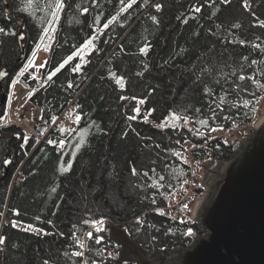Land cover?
Returning <instances> with one entry per match:
<instances>
[{"label":"trees","instance_id":"obj_1","mask_svg":"<svg viewBox=\"0 0 264 264\" xmlns=\"http://www.w3.org/2000/svg\"><path fill=\"white\" fill-rule=\"evenodd\" d=\"M49 2L0 0V72L10 70L5 93L38 45L49 53L39 82L21 79L40 111L25 146L17 127H0V264H117L98 254L112 249L108 232L95 228L106 220L161 263L168 248L205 232L159 209L181 186L182 143L191 140L218 160L230 159L239 143L214 140V129L252 122L264 97V0H135L126 11L132 0H64L51 25ZM46 28L54 31L45 35ZM92 37L96 50L76 59ZM73 99L80 117L74 131L51 128ZM4 118L0 108V125ZM8 150L16 160L10 168ZM200 156L208 155L203 149ZM19 163L22 178L10 188ZM98 237L105 241L97 243Z\"/></svg>","mask_w":264,"mask_h":264},{"label":"water","instance_id":"obj_2","mask_svg":"<svg viewBox=\"0 0 264 264\" xmlns=\"http://www.w3.org/2000/svg\"><path fill=\"white\" fill-rule=\"evenodd\" d=\"M23 42L20 28L21 62L26 59ZM9 72H0L4 73L0 76V108L7 102L2 83ZM8 154L5 161L9 162ZM209 173L208 191L197 212V222L208 234L197 238L189 250L170 249L172 262L164 264H264V121L230 159L214 162ZM108 226L110 242L120 246L117 264H158L124 230L111 223Z\"/></svg>","mask_w":264,"mask_h":264},{"label":"built area","instance_id":"obj_3","mask_svg":"<svg viewBox=\"0 0 264 264\" xmlns=\"http://www.w3.org/2000/svg\"><path fill=\"white\" fill-rule=\"evenodd\" d=\"M26 74H28L30 80H35L37 82L41 80V74L39 71L29 72V70L24 69L21 72H19L18 73L19 79H17L18 75L16 78H14L16 83L10 88L9 98L7 100V102H9L10 111H11L10 108H13L14 105H18L23 102V99L25 98L28 90L30 93V89L27 88L21 81L22 77ZM19 88H22L25 91V93L22 95V98L17 102H15L11 107V100L15 97V92L19 91ZM263 114H264V98H262L257 103L254 119L252 120V122L246 123L243 121H234L231 124V128L227 131H225L223 128H216L214 129L215 131L214 138L224 139L227 143L238 141L240 142L241 145L244 141L249 140L250 137L254 134L255 130L259 126L261 118L264 117ZM8 115H9L8 124L14 123L10 119V114ZM77 116L79 115L77 114L74 101H70L69 104L64 109V111L59 116H57L55 120L52 121L51 128H56L57 126H59L60 130L64 129V131L61 130L62 132L71 133L72 131H74L77 125L76 122ZM191 123L192 122H190V124ZM37 138H39L42 141V138H40V136H37ZM26 140L27 139H25L24 137L21 146L22 148L25 146ZM63 144L64 142L62 141L59 143V146L62 147ZM203 149L204 146H196L191 140H185L178 150L177 157L185 167V174L181 182V186L176 191L175 196L172 199H170L166 205L160 208L162 214L171 220H177V221L179 220L180 222L197 221L198 208L208 191L207 184L209 181V170L212 169V164L214 162H218L214 158L207 159L209 156H211V152H208L209 155L207 157H201L200 152ZM185 205H187V207H185ZM103 222H109V221L106 220ZM196 238L197 237H194V241L192 242L193 244L195 243ZM102 241L104 242L105 240ZM192 243L189 244L187 243L186 245H184V247L190 249L193 246ZM107 244L110 246H115L114 243L110 241H108ZM174 249L175 248H173V250ZM107 251L109 253L108 259L110 261L117 259V257L113 256L114 251L111 250H107Z\"/></svg>","mask_w":264,"mask_h":264},{"label":"rangeland","instance_id":"obj_4","mask_svg":"<svg viewBox=\"0 0 264 264\" xmlns=\"http://www.w3.org/2000/svg\"><path fill=\"white\" fill-rule=\"evenodd\" d=\"M131 3V5L133 4V2H130ZM129 7H125V9H124V11H126L127 9H128ZM20 30V29H19ZM94 41V40H93ZM24 43V42H23ZM85 45V44H84ZM39 46V47H38ZM37 46V48H35L34 49V51L32 52V54L30 55L31 57L29 58V60L25 63V65L22 67V69L19 71V72H21L22 70H24V69H27V70H29V72H38L40 69H42V68H44V66H45V61H42V60H40L39 61V59H37V60H35L36 59V55L39 53V52H43L44 54H45V52L48 54V52H47V50H45V49H43L40 45H38ZM79 50H80V54L79 55H77L76 56V59H82V58H84L85 56H87L91 51H93V50H96V48H95V46L93 45V42H92V45L91 46H89L88 48H83V46L81 47V48H79ZM35 52V56H33V53ZM39 56H41V55H39ZM47 59H48V57H47ZM47 61V60H46ZM18 75V74H17ZM17 75L15 76V78L17 77ZM24 76H28V74H26V75H24ZM23 76V77H24ZM22 77V78H23ZM17 79H19V75H18V78ZM16 79V80H17ZM13 81H15V80H13ZM13 81L11 82V84H10V86H9V89H8V94H7V100H8V98H9V93H10V88L13 86ZM28 90V89H27ZM17 94H19V95H21V97H22V94L23 93H20L19 91L17 92ZM28 94H29V90H28V92H27V94H26V96H25V98L23 99V102L22 103H20V104H18V105H14L13 106V108H10L11 109V111L9 110V102H6V105H5V107H4V113H5V118H4V122H3V124L2 125H0V127H6V126H10V125H13V126H15V127H17L19 130H20V132L23 134V137H25V139H28V138H30L31 137V135H32V133H33V128H34V124H35V121L36 120H38L39 119V117H40V111L36 108V107H32L31 106V104L29 105L27 102H28ZM73 101L75 102V99H73ZM12 107V106H11ZM138 111L140 112V111H142V103H140L139 104V109H138ZM26 112H28L29 114L31 113L32 114V117L33 116H36L35 118H33L32 119V124H33V128H32V131H31V133L30 134H26V132L25 131H23L22 130V128L18 125V124H16V123H11V124H8V117H9V115L8 114H10V116H11V113H13L14 115H15V117H16V120L18 119V120H22L24 117H28V115L26 116ZM264 115V114H263ZM262 115V116H263ZM147 116H148V114H147ZM13 122V121H12ZM148 122L153 126V127H157V123H155V122H153L151 119H149L148 118ZM61 133H63L62 131H61ZM15 136H18V135H15ZM212 136H213V139L214 140H216L215 138H214V136H215V131H213V133H212ZM18 138H19V136H18ZM18 138H16V139H18ZM212 139V140H213ZM220 140H224V139H220ZM225 141V140H224ZM226 142V141H225ZM236 142H238V141H236ZM227 143V142H226ZM232 143V142H231ZM231 143H227L228 145L229 144H231ZM239 143V147H240V142H238ZM26 144V143H25ZM78 145L80 146V143H78ZM77 145V146H78ZM21 146H22V144H21ZM22 148V147H21ZM204 149L206 150V153H207V155H209L208 154V152H211L208 148H205L204 147ZM238 150V149H237ZM9 151V150H8ZM212 154V153H211ZM6 156H7V154H6ZM8 156L9 157H11V160L8 162V163H5L6 164V167L7 168H10L11 167V165H12V163H14V162H16V160H14V154H13V152H11V153H9L8 154ZM73 152H70L69 153V155L66 157V160H67V162L68 161H71L72 159H73ZM210 158H214V159H216L218 162H226L227 160H218L217 158H215L213 155H211V156H209L207 159H210ZM22 165L23 164H18L17 166H16V168H14V172H13V176H12V181H11V186H10V188L12 187V186H14L15 184H18L19 182H20V180H21V178H22V176H21V168H22ZM212 170V169H211ZM210 177H211V174L209 173V179H210ZM209 182V181H208ZM208 185V184H207ZM94 191H96V189H94ZM207 194V193H206ZM160 209V208H159ZM179 221V220H178ZM108 223H111V221H109V222H102V223H100V224H98L97 226H95V228H98V230L100 229L101 231H106V232H108V234L110 233V229L109 228H107L108 227ZM196 223H198L197 221H196ZM13 224H15L16 226H15V228H17V229H20V230H31L34 234H37V235H42L43 234V232L41 231V230H39V229H30L28 226H26V225H23V224H20V223H17V222H14ZM12 224V225H13ZM112 224V226L113 227H115V228H120V227H118L117 225H115V224H113V223H111ZM199 224V223H198ZM200 225V224H199ZM201 226V225H200ZM202 227V226H201ZM122 230H124L125 231V229H123V228H121ZM202 229H204L203 227H202ZM205 230V229H204ZM126 232V231H125ZM208 234V232L205 230V232H204V234L203 235H201V234H193L192 235V238L187 242L188 244L189 243H192L193 241H194V237H197V238H199V237H205L206 235ZM196 235V236H195ZM197 238H196V240H197ZM193 239V240H192ZM97 240H99V242H103L102 240H105L104 239V237H98L97 238ZM106 242H108V241H106ZM135 243V242H134ZM186 243V244H187ZM195 243H196V241H195ZM194 243V244H195ZM185 244V245H186ZM193 244V243H192ZM193 244V245H194ZM115 246H111V248L112 249H110L111 251H114V257H117V259H116V261L118 260V258H119V253H120V246L119 245H117V244H114ZM83 247H85V245H83ZM193 247V246H192ZM191 247V248H192ZM178 248H183V249H188L189 250V248H186V247H184V246H180V247H175V249H174V251L175 250H177ZM190 248V249H191ZM170 249H172L173 250V248H168L167 249V252H166V256H165V260L163 261V262H157L156 261V259H154V258H152L154 261H156L158 264H164V263H166L167 261H171L172 262V258H173V256H172V254H171V252L169 251ZM147 252H149V251H147ZM98 254H99V257H103V258H107L106 256H108L109 255V253H108V251L106 250V249H100L99 251H98ZM151 256V255H150ZM168 258V259H167Z\"/></svg>","mask_w":264,"mask_h":264},{"label":"snow or ice","instance_id":"obj_5","mask_svg":"<svg viewBox=\"0 0 264 264\" xmlns=\"http://www.w3.org/2000/svg\"><path fill=\"white\" fill-rule=\"evenodd\" d=\"M121 2L123 3V0H121ZM132 2L134 3L135 0H132ZM223 2H224V3H228V2H230V0H223ZM27 3H28V5H31V4L33 3V0H27ZM131 6H132L131 3H129V4L127 5V7H129V8H130ZM247 6H248L247 3H245V7H247ZM48 7H50V8L53 9V11L51 12V15H52V17H53V21H50V22H49V24L51 25L52 23L59 21V19H60V13H61V12L64 10V8H65V2H64V0H50ZM156 8H157V10H159L160 5H156ZM123 10H124V9H121V11H123ZM195 10H196L197 12L200 11L199 8H196ZM87 11H88L87 8H84V9H83V12L86 13ZM115 19H116V17H112V18L108 21V23H112ZM153 20H155V17H153ZM108 23H106V24L104 25L105 28L108 27ZM262 26H264V25H262ZM50 30H51V31H54V29H52V28H46V29L44 30V34H45V35H48V33H49ZM3 32H5V29L0 28V33H3ZM12 34L15 35V33H12ZM22 38H23V37L21 36V39H22ZM49 38H51V37H49ZM95 38H96V37H92L91 39H89L88 41H86L85 45H83V48L86 49V48H88L89 46H91V45H92V41H93ZM43 39H44V37L42 36V37H41V40H43ZM38 47H39V46H38ZM45 50H48L47 47L45 48ZM146 50H147V48H143V49H141L142 52H145ZM79 54H80V50H78L77 53H74V55H79ZM33 56H35V52L33 53ZM68 59L70 60V59H72V57L70 56V57H68ZM65 63H67V60L65 61ZM61 67H63V65H61ZM57 71H59V68H57ZM2 75H4V73H0V76H2ZM49 79H51V76H49ZM241 79H243V77H241ZM121 80H122V78H121ZM118 82H120V81H118ZM15 83H16V81H13V85H14ZM121 86H123V85H121ZM69 87H71V85H69ZM174 118H176V117H174ZM53 120H55V118H53ZM79 120H80V117L77 116V117H76V122L78 123ZM201 123H205V122H204V121H201ZM61 130L64 131V129H61ZM48 143H53V141L49 140ZM81 143H83V141H81ZM77 147H79V145H78ZM5 163H8V161H5ZM132 173H133V175L136 174V170H135V168L132 169ZM185 207H187V205H185ZM15 226H16V225L13 224V227H15ZM30 227H31V226H30ZM187 234H188V235H191V234H192L191 229L188 230V233H187ZM89 236H91V233H89ZM97 243H99V240H97ZM3 244H4V237H0V245H3ZM75 255L80 256V255H82V253H81V252H77V253H75ZM44 264H48V262L45 261Z\"/></svg>","mask_w":264,"mask_h":264},{"label":"bare ground","instance_id":"obj_6","mask_svg":"<svg viewBox=\"0 0 264 264\" xmlns=\"http://www.w3.org/2000/svg\"><path fill=\"white\" fill-rule=\"evenodd\" d=\"M19 91H20V93H25V91L22 89V88H19ZM17 92L18 91H16L15 92V97L11 100V106H13V104L15 103V102H17L18 100H20L22 97H21V95H19V94H17ZM22 94V95H23ZM264 98V97H263ZM28 115V117H24L22 120H16V117H15V115L13 114V113H11V116H10V119L14 122V123H16V124H18L21 128H22V130L23 131H25L26 132V134H30L31 133V131H32V128H33V124H32V119L33 118H35L36 116H33L32 117V114L30 113H28V112H26V116ZM264 121V117L263 118H261V120H260V123H259V126H260V124L262 123ZM176 193V192H175ZM172 199V198H171ZM196 236V235H195ZM203 237V236H202ZM111 264V263H110Z\"/></svg>","mask_w":264,"mask_h":264},{"label":"crops","instance_id":"obj_7","mask_svg":"<svg viewBox=\"0 0 264 264\" xmlns=\"http://www.w3.org/2000/svg\"><path fill=\"white\" fill-rule=\"evenodd\" d=\"M39 55H41V56H39ZM36 56L37 57H36L35 60L39 59V61L42 60V61H45V62H46L47 57H48L46 52H45V54L43 52H39Z\"/></svg>","mask_w":264,"mask_h":264}]
</instances>
